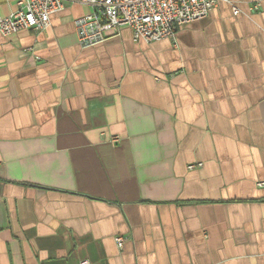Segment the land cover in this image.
<instances>
[{
	"label": "crops",
	"instance_id": "1",
	"mask_svg": "<svg viewBox=\"0 0 264 264\" xmlns=\"http://www.w3.org/2000/svg\"><path fill=\"white\" fill-rule=\"evenodd\" d=\"M89 11L0 33V264H264V0L82 49Z\"/></svg>",
	"mask_w": 264,
	"mask_h": 264
},
{
	"label": "built area",
	"instance_id": "2",
	"mask_svg": "<svg viewBox=\"0 0 264 264\" xmlns=\"http://www.w3.org/2000/svg\"><path fill=\"white\" fill-rule=\"evenodd\" d=\"M221 0H17V8L0 14V33L10 36L22 29L41 31L51 24V16L65 8L67 2L81 3L90 11L74 20L82 49L102 44L129 27L134 42L153 43L175 38L179 28L207 16ZM230 1V0H224ZM256 5L254 10H258ZM234 13L239 9L233 7ZM115 139V138H114ZM196 165L192 164L190 168ZM124 237L117 236L120 248ZM81 264H89L87 260Z\"/></svg>",
	"mask_w": 264,
	"mask_h": 264
}]
</instances>
